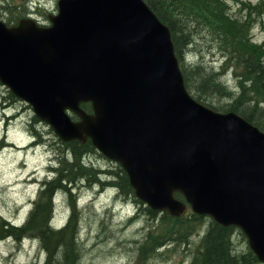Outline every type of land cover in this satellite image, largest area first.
I'll return each mask as SVG.
<instances>
[{"label": "water", "instance_id": "obj_1", "mask_svg": "<svg viewBox=\"0 0 264 264\" xmlns=\"http://www.w3.org/2000/svg\"><path fill=\"white\" fill-rule=\"evenodd\" d=\"M53 21L0 20V80L64 141L90 137L121 163L153 209L181 217L188 202L240 227L264 262V131L190 94L171 30L145 0H60Z\"/></svg>", "mask_w": 264, "mask_h": 264}, {"label": "rangeland", "instance_id": "obj_2", "mask_svg": "<svg viewBox=\"0 0 264 264\" xmlns=\"http://www.w3.org/2000/svg\"><path fill=\"white\" fill-rule=\"evenodd\" d=\"M0 1L4 10L14 11L11 2ZM10 1H21L26 7L28 4V0ZM48 1L47 14H51V11L56 9L57 0ZM223 2L234 21L251 28L250 36L253 41L264 44V0ZM249 15L251 20L246 21ZM206 61L221 71L226 83L235 89L237 78L231 69L222 66L221 54L214 51L206 56ZM37 139L39 142L35 143ZM62 146L63 142L55 131L39 117L36 118L31 105L17 97L12 98L10 90L0 85V215L9 218L13 210L17 213L21 208H17V201L27 200L30 195L38 198L36 205L25 208L18 214L17 222L29 220L28 232L25 235L16 237L0 234V264H46L48 252L39 238L33 239L32 231L35 233V230H40L46 222L51 221L49 210L52 209L53 203L59 205L54 222H67L71 214L70 209L66 210L67 206H71L75 201L81 207L78 213L81 224L80 239L83 241L81 264H187L192 259V251L200 244L202 235L210 225V217H205L200 223L182 224L190 217L192 211L189 210L183 216L185 218L177 224L168 219L161 222L152 221L149 215L138 213V204L132 197L124 196L125 199H120L121 195H117L114 189L95 184L101 176H91L93 167L89 168L88 173L91 174L88 178L78 181L75 191L74 185L69 184L68 190L59 180H54L49 183L50 188L46 189V192L38 193L39 184L35 181L37 178L44 179L54 165H58L56 173L59 171L78 175L74 167L60 163L59 149ZM92 161L94 167L100 169L115 168L118 165L101 153H96ZM59 186L64 189H59V194L54 196L53 202V195L58 189L55 187ZM202 222L204 223L201 224ZM168 230H175V234L171 236L178 239L188 230L193 232V235L188 244L183 243L178 248L182 243L178 244L176 241L175 246L168 244L173 239L167 238ZM158 240L164 241L165 246L155 252L153 242L156 246ZM235 242L237 249L247 251L248 240L240 234L239 229ZM163 248L170 249L168 254L160 252ZM57 259L58 262L53 259L51 264H59L60 259Z\"/></svg>", "mask_w": 264, "mask_h": 264}, {"label": "trees", "instance_id": "obj_3", "mask_svg": "<svg viewBox=\"0 0 264 264\" xmlns=\"http://www.w3.org/2000/svg\"><path fill=\"white\" fill-rule=\"evenodd\" d=\"M145 2L171 30L190 93L198 101L217 111L239 113L264 131V44L253 41L250 36L251 28L234 21L226 11L223 0H145ZM18 10V13H21V9ZM11 15L13 19L18 20L19 14L18 17L14 13ZM249 20L250 15L246 21ZM214 51L222 55V66L234 72L237 78L235 89L226 83L221 71L206 61V56ZM11 97L16 99L12 93ZM82 106L91 111V104L85 103ZM96 153L100 154L90 140L84 144L79 141L63 142L59 149L60 163L74 167L78 175L58 172L56 180L69 190V184L76 187L81 178L84 180L88 178L91 174L88 173L89 168L93 167L91 176H101L95 184L115 186L122 198L132 197L138 204L139 214L149 215L152 221L161 222L168 219L175 224L185 218H174L166 212L151 209L137 198L128 175L120 164L117 163L115 168L94 167L92 160ZM55 188L64 189L62 186ZM177 196L184 199L182 194ZM52 210H49L50 215ZM203 219L204 216L192 212L182 224H196ZM75 220L70 218L68 223L58 230L46 222L36 233V237L48 252L46 264H51L53 259L58 262L57 258L60 259L59 264H81L83 252L81 226L77 227ZM237 230V227H224L211 219L201 243L196 248L203 257L202 264H262L249 246L246 252L237 249L235 242ZM239 231L245 236L240 229ZM174 232L175 230H168L166 236L176 238L178 242L177 237L171 236L175 234ZM155 244L153 242L155 252H159V249L165 246L162 240H158L156 246Z\"/></svg>", "mask_w": 264, "mask_h": 264}, {"label": "bare ground", "instance_id": "obj_4", "mask_svg": "<svg viewBox=\"0 0 264 264\" xmlns=\"http://www.w3.org/2000/svg\"><path fill=\"white\" fill-rule=\"evenodd\" d=\"M29 9H30V7H27V10H29ZM36 136H38V133L36 134ZM2 138H4V136H2ZM34 142L35 143L36 142H39V140L37 139ZM70 142H72V141H70ZM93 146L96 147L95 145H93ZM101 155L106 156L103 153ZM109 160H111V159H109ZM123 169L125 170V172L128 175V172L126 171V169L125 168H123ZM53 178L56 180L58 178V175L56 173H53ZM128 178L130 180L129 175H128ZM35 182L39 184V189L40 190L38 191V193L39 192H46V189H49L50 188V186H49V182L50 181H49V178L47 176H44V179H40V178L38 179L37 178V180ZM68 193H70V192H68ZM117 193H119V190L117 191ZM70 195L73 196L72 193H70ZM182 196L185 199V196L183 194H182ZM37 199L38 198L35 195H33V196L32 195L27 196V200H24V201H21V202H18L17 201L15 203L16 206H17V208H20L21 207L20 210L17 213H16L15 210H13L11 212V216L9 218H4L3 216L0 215V234L1 235H6V236H16V237L19 236V235H21V234L22 235H25V233L28 232V230H27V224H28L29 220L26 221V222L23 221L22 223H19L16 220L18 219L19 212L22 211L25 208H28V207L32 206V205H36L38 203ZM120 199H121V196H120ZM178 199H182V198H179L178 197ZM58 206H59L58 204L56 206V203H53L52 204V209L55 212H57L58 211ZM68 209L71 210V214H70V217L69 218H75L76 219L75 222H76L77 227L81 226V224L79 222V217H78V213L81 210V207L78 205V203L76 201L73 202V204H71V206H67V209L66 210H68ZM164 212H166L168 215H170V213L167 210H163L161 213H164ZM22 224L24 225L23 227H22ZM55 229L58 230V229H60V227L58 226V228H55ZM189 231L190 230H188L187 233H185L183 236H181L179 238L178 242H180V241H189L192 238V235H193V232H191V231L189 232ZM36 233H38L37 230H35V233L32 231V235L31 236L32 237L36 236ZM203 235H202V237H203ZM175 239L176 238H173L172 241L169 242L168 244L170 245V243H171L172 245H174L175 244L174 242L177 241ZM201 240H202V238H201ZM188 243H186V244H188ZM200 243H201V241H200ZM182 245H183V243L181 245L177 246V247L179 248ZM166 248H170V246H166ZM166 248H163V250L160 251V252H162V254H168V252H169L170 249H166ZM202 262H203L202 255L200 256L199 250H195V251H192V259L189 262H187V264H202Z\"/></svg>", "mask_w": 264, "mask_h": 264}, {"label": "flooded vegetation", "instance_id": "obj_5", "mask_svg": "<svg viewBox=\"0 0 264 264\" xmlns=\"http://www.w3.org/2000/svg\"><path fill=\"white\" fill-rule=\"evenodd\" d=\"M0 12H1V13H5V12L3 11V9H0ZM42 23H46V21H44V22H42Z\"/></svg>", "mask_w": 264, "mask_h": 264}]
</instances>
